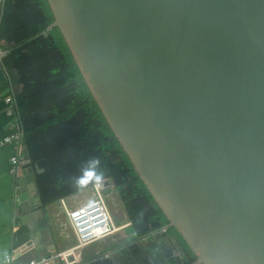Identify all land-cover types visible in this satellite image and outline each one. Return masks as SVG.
I'll list each match as a JSON object with an SVG mask.
<instances>
[{
	"label": "water",
	"instance_id": "obj_1",
	"mask_svg": "<svg viewBox=\"0 0 264 264\" xmlns=\"http://www.w3.org/2000/svg\"><path fill=\"white\" fill-rule=\"evenodd\" d=\"M46 1L45 30L61 34L162 228L192 264H264V0ZM12 202L26 236L14 256L53 254L51 237L35 240L24 144Z\"/></svg>",
	"mask_w": 264,
	"mask_h": 264
},
{
	"label": "trees",
	"instance_id": "obj_2",
	"mask_svg": "<svg viewBox=\"0 0 264 264\" xmlns=\"http://www.w3.org/2000/svg\"><path fill=\"white\" fill-rule=\"evenodd\" d=\"M51 21L46 0H2L0 50L6 52L2 67L39 209L108 179L135 232L120 251L126 263L192 264L195 255L181 236L173 227L162 228L167 219L113 137L58 29L45 30ZM38 226H45L44 217Z\"/></svg>",
	"mask_w": 264,
	"mask_h": 264
},
{
	"label": "crops",
	"instance_id": "obj_3",
	"mask_svg": "<svg viewBox=\"0 0 264 264\" xmlns=\"http://www.w3.org/2000/svg\"><path fill=\"white\" fill-rule=\"evenodd\" d=\"M1 3L2 0H0V12ZM1 52L0 50V137L14 131L18 127L17 118L14 115L10 116L5 113L7 105L4 103L3 98L10 91V87L8 78L2 67V60L6 54L2 56ZM13 153L14 149L10 145L0 146V264H4L3 257L7 253L11 254V256L13 255V264L22 263L30 259L35 260L33 255L15 257L13 254L15 249L26 239L25 228L20 226L18 216L14 214V205L12 202L14 178L19 174V171L16 174H10L8 172L9 158ZM86 189L89 190V187L83 190ZM81 191L82 190H80V192ZM78 192L67 198L70 200L72 197L75 201L81 202L90 197V190L87 195H81L80 197H77ZM53 204L57 206L53 208ZM32 210H39L41 214V217H38L39 219L36 218V216L33 218L35 229L38 231L35 240L39 249H46L44 244L48 241L49 237H51L54 243L53 253L74 245L75 239L57 201L46 205L43 211L39 209V206L34 207ZM43 217L45 218V226L39 227L38 221ZM126 222L129 221L124 213V216L120 217L116 225H121ZM45 227L48 228V232L43 230ZM123 229L124 227L108 237L96 240L83 247V249L79 251V262L85 264L95 259L100 260L103 258L99 257L106 254L107 256L104 257V259L109 260V264H127L126 258L120 252L122 247L127 243V241L124 240L125 236L120 232ZM142 241L144 240H137V242Z\"/></svg>",
	"mask_w": 264,
	"mask_h": 264
},
{
	"label": "built area",
	"instance_id": "obj_4",
	"mask_svg": "<svg viewBox=\"0 0 264 264\" xmlns=\"http://www.w3.org/2000/svg\"><path fill=\"white\" fill-rule=\"evenodd\" d=\"M3 101L7 105L5 108L6 115H14L16 117L15 103L10 91L4 96ZM22 144V133L19 124L14 131L0 137V146L10 145L14 149V153L9 158L8 172L10 174H16L19 171ZM103 180L104 179L96 180L89 186L90 197L85 201L77 202L73 199L69 200L67 197L70 195L57 199L64 214L65 221L75 239L73 246L37 261L30 259L18 264L42 263L52 256L57 257L62 264H84L79 262V251L83 249V247L96 240L108 237L123 227L130 225V222L121 225L113 224L103 198L104 195L107 194L102 192L104 187L102 184ZM106 256V254H103L99 258H104ZM67 257H70V260H67ZM13 258V255L11 256L9 253L5 254L3 257L4 264H13Z\"/></svg>",
	"mask_w": 264,
	"mask_h": 264
},
{
	"label": "rangeland",
	"instance_id": "obj_5",
	"mask_svg": "<svg viewBox=\"0 0 264 264\" xmlns=\"http://www.w3.org/2000/svg\"><path fill=\"white\" fill-rule=\"evenodd\" d=\"M88 192H89L88 189L82 190L81 192L79 191L77 194V197H80L81 195H87ZM103 198H104L105 204L107 206V209L109 211L113 224L114 225L118 224V220H120V217L124 216V211L112 187H111V190L106 195H104ZM70 199L74 200V198H70ZM56 206H57L56 204L55 205L53 204V208ZM120 232L125 236L124 240L126 241H129L135 238V232L130 225L124 227V229L121 230Z\"/></svg>",
	"mask_w": 264,
	"mask_h": 264
},
{
	"label": "clouds",
	"instance_id": "obj_6",
	"mask_svg": "<svg viewBox=\"0 0 264 264\" xmlns=\"http://www.w3.org/2000/svg\"><path fill=\"white\" fill-rule=\"evenodd\" d=\"M96 163L98 164V163H99V161L97 160V161H96ZM88 175H89V176H91V175H92V173H91V172H89V173H88Z\"/></svg>",
	"mask_w": 264,
	"mask_h": 264
}]
</instances>
